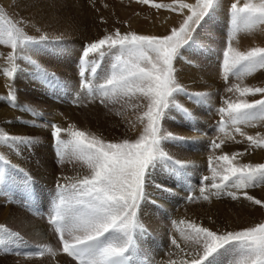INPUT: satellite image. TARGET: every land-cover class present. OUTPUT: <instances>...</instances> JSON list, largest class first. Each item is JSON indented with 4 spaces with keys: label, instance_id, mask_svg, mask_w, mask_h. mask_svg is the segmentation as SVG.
I'll return each mask as SVG.
<instances>
[{
    "label": "snow or ice",
    "instance_id": "obj_1",
    "mask_svg": "<svg viewBox=\"0 0 264 264\" xmlns=\"http://www.w3.org/2000/svg\"><path fill=\"white\" fill-rule=\"evenodd\" d=\"M156 8H169L173 12L188 14L178 27H172L167 34L147 35L137 32L114 33L86 43L78 58V79L80 92L75 94L79 101L81 93L90 101L99 98L117 103L136 100L133 108L144 110L138 117L143 126L135 139L125 138L108 141L75 127H61L49 121L45 127L51 129L53 146L58 163L71 155L87 169L86 175L61 176L51 201L49 220L58 234L62 253L73 258L76 264H134L140 254V241H146L151 234L139 218L141 204L153 186V172L164 169L179 179L189 178V170L195 167L192 161L174 158L163 148L165 142H188L189 138L176 136L165 130L162 121L169 112L177 110L188 119L193 114L176 97L183 94L195 104H206L210 93L190 92L177 79L175 63L182 58L183 50L196 44L197 30L207 24L222 0H196L195 4L174 0L172 5L153 4V0H140ZM231 32L226 46L220 53L223 79H241L257 70L264 69V47H252L242 51L233 45L237 34L264 25V0H232L228 6ZM6 15H0V44L10 45L11 67L5 70L9 77L24 74L25 69L17 64L20 60L32 67L28 75L43 85L65 86L54 72H50L32 53L61 55L67 51L62 37L41 34L28 35ZM103 65V67H102ZM236 92L240 99H225L218 109L222 114L218 131H231L245 136L241 124L264 121V98L249 102L246 97L256 94L264 96V87H241L234 84L227 88ZM14 108L31 113L33 118L43 113L18 102L17 94L9 91L4 98ZM11 123V122H9ZM36 126V120L23 121ZM65 136L67 138H65ZM234 139V136L230 137ZM246 140L256 148H264V138L247 135ZM32 134H9L0 129V145L19 154L20 149H31L38 143ZM224 141L213 140L210 148L220 149ZM240 153H227L210 157L211 176L200 177L199 189L203 200L228 196L232 199H246L254 205L264 207V200L249 195L247 189L264 185V163H239ZM0 187L6 185L12 172H23L3 154H0ZM215 162L216 166H213ZM64 182L61 183L60 181ZM24 182L31 189L33 178L24 173ZM160 191H169L164 184L155 185ZM191 191V186H189ZM237 191L240 195H237ZM188 200L196 199L189 195ZM176 224L183 241V247L176 237L170 244L181 253L179 264H264V222L244 227L238 231H214L194 221L180 220ZM19 233L0 225V245L20 240ZM48 246L38 247L36 255L43 256ZM7 250V249H5ZM168 264H176L169 260Z\"/></svg>",
    "mask_w": 264,
    "mask_h": 264
},
{
    "label": "rangeland",
    "instance_id": "obj_2",
    "mask_svg": "<svg viewBox=\"0 0 264 264\" xmlns=\"http://www.w3.org/2000/svg\"><path fill=\"white\" fill-rule=\"evenodd\" d=\"M183 2L187 3L186 0ZM190 2L195 4L196 0H190ZM231 2L232 0H222L221 7L217 9L209 22L197 30L196 44L192 48L183 50L182 58L175 63L178 82L190 92L210 93L207 103L195 104L181 94L176 97L177 102L192 112L193 119L190 121L181 112L172 110L162 121L165 130L176 136L189 138L188 142L183 143L165 142L162 145L164 150L176 159L194 162L195 167L189 172L192 171L197 176L199 174L200 176H202L201 174L211 176L209 158L226 153L230 149L233 150V154L240 153L241 157L245 154L249 163H264V148H256L246 140L247 135L264 138V125H258L259 121L253 122L251 127H247L249 124L240 125L245 136L232 132L231 126L228 127L227 134L218 131V122L222 118L218 109L224 106V100L241 98L236 92L226 91L227 88L234 84H240L241 87H264V69L257 70L241 79L229 77L227 82L223 79L220 53L226 46L231 32L228 16V6ZM243 2L245 0H241V3ZM173 3L174 0H153V4L172 5ZM165 13L173 21L170 27L162 28L158 20ZM187 14V10L181 14L171 11L169 8H156L152 4L141 3L140 0H0V15H6L14 22L23 21L19 26L28 35L38 37L41 34H47L53 38L62 37L66 41L67 47V51L61 55L32 53L33 59H36L50 72H54L62 85L65 86L53 85L50 87L43 85L33 76L28 75L32 71L30 65L17 60L16 63L25 69L24 74L12 77L13 87L10 89L6 90L5 87H0V110L17 109L11 107L4 99L5 94L11 90L17 94L19 103L43 113V117L33 118L31 113H25L19 109L16 110L18 114H14L8 119L5 115L8 112L0 114V129L9 134H32L39 141L30 150L21 148L19 154L10 151L7 146L0 145V154H3L18 169L24 170L23 172H12L6 185L0 187V225L19 233L21 237L20 240L9 242L7 245H0V264H57L50 256H27L17 249L18 244L26 240L25 243L31 246L50 245L46 239V244H44L39 238L35 239L27 234V228L31 224L38 226L41 230L42 225L30 215L28 216L25 209L22 208L23 200L27 201L25 197L21 198L26 186L24 173L33 177L44 196V192L48 189L47 186L57 183L59 177H70L76 171L79 176L88 174L82 163L71 155L67 156L62 163L57 162L53 137L51 134H45L46 131L51 132V129L44 125L49 121L54 122L55 116L58 115L62 119L63 125L75 126L77 116L87 114L93 118L100 115L108 120L111 117L117 118L113 123L127 133L131 139L137 138L142 131L143 126L138 122V117L142 114L139 113L138 109L142 108H133L132 106L137 102L136 100H122L117 103L106 100L104 104H101L99 98L90 101L81 93L79 101H75V94L80 92L77 62L83 45L102 38L105 34L114 33L116 29L122 33L134 31L139 34L163 35L168 33L172 27H178ZM156 24L158 25L156 26ZM233 45L242 51H247L252 47H264V25L257 26L250 31H241L237 34ZM2 47L3 49H6L5 47L11 49L10 45L0 44V49ZM10 53L5 56H3V52L0 53V72L5 67V70L11 67L8 56ZM15 84L16 86H14ZM261 98L264 96L260 94L246 97L249 102ZM32 119L36 120V126L23 123V121ZM82 121L86 124L88 119L85 118ZM231 136H234V139H231ZM65 138L67 137L65 136ZM213 140L218 143L224 141V143L220 149L213 150L210 148ZM240 156H238V162H240ZM17 158L20 160L18 161ZM257 158L259 160H256ZM2 163L0 162V166ZM213 166H216L215 162ZM159 172L156 170L153 174H163L164 170L161 168ZM63 182L61 180V183ZM7 185L13 187L14 191H7L5 187ZM253 190L255 193L250 195L264 200V191H262L264 185L254 187ZM186 192H182L183 196L179 194V197L184 201L181 204V212L177 213L178 219L172 217L171 219V215L165 213L166 210L163 209L161 203L156 205L160 210L159 215L166 221L168 220L167 222L174 219L177 223L180 220H195L196 223L218 232L238 231L244 227L264 222V207L254 205L246 199H232L225 195L213 197L206 205L195 204L192 206L194 199L188 200L187 197L189 195L196 197V195L193 190L187 196ZM19 196L21 197L19 198ZM203 210L207 211L204 213ZM254 219L256 220L254 221ZM143 220L145 219L143 218ZM156 221H160L157 224L159 226L157 228L162 229L160 232L156 226L152 228L142 223L148 228L151 237H154L158 246L161 247V258L167 257L169 260L180 261L181 253L170 244V238L176 237L181 246H184L176 224H173V221L172 224L164 221L162 223L161 219ZM152 222L155 224L154 221H151V225ZM221 264H226L225 257H221Z\"/></svg>",
    "mask_w": 264,
    "mask_h": 264
},
{
    "label": "bare ground",
    "instance_id": "obj_3",
    "mask_svg": "<svg viewBox=\"0 0 264 264\" xmlns=\"http://www.w3.org/2000/svg\"><path fill=\"white\" fill-rule=\"evenodd\" d=\"M187 3H190V0H186ZM171 17H169L166 13L163 17H161L158 21L161 24L162 28H167L168 26L170 27L171 22L173 20H170ZM174 19V18H172ZM175 20V19H174ZM158 24H156L157 26ZM152 30V29H151ZM163 31V30H162ZM156 32V31H155ZM157 33V32H156ZM167 34V33H166ZM152 35V34H150ZM6 49H3V47L0 49V53L3 52V56H5L6 54H9L11 52V49H9L10 47H5ZM6 52V53H5ZM9 52V53H8ZM9 56V55H8ZM3 61V60H2ZM6 64V63H5ZM6 68V67H5ZM5 68L0 72V87L3 88L5 87L6 90L10 89L11 87H13V83H12V77H9L5 74ZM192 72H194V70H192ZM195 77V76H194ZM194 80V79H193ZM210 82V81H209ZM16 86V84L14 85ZM1 95V94H0ZM8 94H5V96H7ZM88 100V99H87ZM86 102V101H85ZM90 103V102H89ZM137 103V102H135ZM134 103V104H135ZM133 106V105H132ZM86 107V106H85ZM84 108V107H83ZM142 109H144L143 107H141ZM142 109H138L139 113H142L143 110ZM17 111L19 110L18 108L16 109ZM13 110L12 108H9V110H0V114H4L7 115V119L12 117V115L14 114H18L16 113L17 111ZM75 113V112H74ZM56 114V113H55ZM76 114V113H75ZM99 114V113H98ZM119 114V113H118ZM94 115V114H93ZM87 116V117H86ZM117 117H119L118 115H116ZM55 123L58 124L61 127L67 128V126L62 124V119H60L58 117V115L55 116ZM5 118V119H6ZM77 120L75 121V127L80 128L81 130H85L89 133H92L98 137H101L105 140L108 141H119L125 138H129L130 136H127V133L123 132V130H121V128H119V126H116L115 123H113L114 120H117V118H113L111 117L109 120L106 117H103L102 115H100L99 117H91L87 114H81L80 116H77ZM85 118L88 119V121L85 123H83L82 120H85ZM1 121V120H0ZM85 122V121H84ZM256 123V122H255ZM258 125H264V121H259ZM142 126V125H141ZM252 124H249L247 127H251ZM87 127V128H85ZM256 127V126H255ZM142 129V128H141ZM260 129V128H259ZM251 130V129H250ZM263 130V127H262ZM50 131H46L45 134L50 135ZM129 134V133H128ZM134 134V133H133ZM264 134V133H263ZM131 139V138H129ZM132 139H135L132 138ZM246 143V142H245ZM232 149H230L229 151H227L226 153H229V155L233 154L232 153ZM237 152V151H236ZM260 153V152H259ZM224 154V153H221ZM220 154V155H221ZM256 156V155H255ZM259 156V154H258ZM256 156V157H258ZM241 157V156H240ZM261 157V155H260ZM18 161L20 160L19 158H17ZM262 159V158H261ZM255 160V159H254ZM256 160H259V158H257ZM44 161V160H43ZM239 163H249V160L247 159V157L244 155H242V157L239 159ZM51 164V163H50ZM54 164V163H53ZM52 165V164H51ZM78 166V165H77ZM57 167V166H56ZM74 168V167H73ZM210 168V167H209ZM70 169V168H67ZM164 170V169H163ZM205 170V169H204ZM73 171V170H72ZM79 171V170H78ZM74 172V171H73ZM157 172H159V169H157ZM39 173V172H38ZM160 173V172H159ZM43 175V174H42ZM202 176L205 175H209V174H201ZM78 176L77 171L74 172L73 175H71L70 177H76ZM81 176V175H80ZM200 176V174H199ZM197 176L196 174H193L192 171L189 172V178L186 179H178L174 176H171L168 172H166L164 170L163 174H153V186L148 187L146 190L150 193L148 199L146 201H144L141 206H140V210H139V218L140 220L148 227H152L154 228V226L159 227L157 224L160 222L156 221L157 219H161V222L163 223V221L165 223H171L172 221H175V219H178L177 215L179 214V212H181V204L184 200L181 199V197H179V194H182V196L184 195L182 192H186L188 190H190L189 186H191V190H193V192L196 195V199H194V201L192 202V206H194L195 204L198 205H206L207 203H209L208 201L203 200V198L201 197L200 191L199 189L202 187L201 183H200V177L202 176ZM47 181V180H46ZM51 182V181H50ZM61 182V181H60ZM48 183V182H47ZM158 184H164L169 191H160L157 187H155V185ZM255 190H253V188H249L247 189L248 194L250 195L251 193H255ZM264 191V190H262ZM190 192V191H189ZM189 192H186V196L189 195ZM257 193V192H256ZM237 195H240V192L237 191ZM262 197V196H261ZM150 198V199H149ZM216 198V197H214ZM263 199V198H262ZM161 203L163 209H165V213L171 215L170 218H175L174 220H169V222H167L163 217H161L159 215V209L157 208V204ZM245 204V203H244ZM244 206V205H243ZM258 206V205H257ZM176 209V211H175ZM210 210V209H209ZM204 211V210H203ZM207 211V210H205ZM204 211V213H205ZM159 212V213H158ZM178 213V214H177ZM203 213V212H201ZM203 213V214H204ZM198 214V213H197ZM200 214V213H199ZM142 215V216H141ZM205 215V214H204ZM203 216V215H202ZM5 218V217H4ZM143 218L145 220H143ZM171 218V219H172ZM192 218V217H191ZM261 218V217H260ZM259 218V219H260ZM20 220V219H19ZM256 219H254L255 221ZM262 220V218H261ZM24 221V220H23ZM151 221H154L155 224L151 225ZM195 222V220H194ZM260 222V221H259ZM20 223V222H18ZM23 223V222H22ZM24 224V223H23ZM22 224V226H23ZM29 224V223H28ZM41 224V223H40ZM172 224V223H171ZM25 225V224H24ZM27 228V227H26ZM25 228V229H26ZM23 229V227H22ZM148 229V228H147ZM158 229V228H157ZM159 230V229H158ZM24 231V229H23ZM162 231V229L159 230V232ZM27 234L28 236H32V238L34 237L39 238L41 241L44 242V244H46L45 241V235L43 234V231L38 227V226H34V224H31L30 226H28L27 228ZM39 242V241H38ZM42 242V243H43ZM140 247H141V254L145 257H148L151 261V263L153 264H168L169 258L167 259V257H165L164 259L161 258L162 256V251H161V247L158 246L156 240L154 239V237L150 236V238L146 241H140ZM31 246L28 244H21L19 246ZM168 253V252H167ZM166 253V254H167ZM165 255V254H164ZM163 255V256H164ZM169 256V254H167ZM53 259V258H52ZM174 259V258H173ZM176 264H179V261H176Z\"/></svg>",
    "mask_w": 264,
    "mask_h": 264
}]
</instances>
